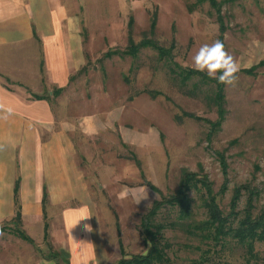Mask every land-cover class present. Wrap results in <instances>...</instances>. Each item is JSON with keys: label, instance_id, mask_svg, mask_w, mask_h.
I'll return each instance as SVG.
<instances>
[{"label": "rangeland", "instance_id": "1", "mask_svg": "<svg viewBox=\"0 0 264 264\" xmlns=\"http://www.w3.org/2000/svg\"><path fill=\"white\" fill-rule=\"evenodd\" d=\"M86 1L79 13L90 60L78 72L79 77L87 73L96 84L90 92L94 96L91 105L94 109L111 105L99 97L103 92H113L116 101L124 90L120 122L137 136L134 137L137 142L128 135L125 141L119 134L96 137L89 141V154L93 157L87 159L78 154L79 163L91 179L97 206L95 218L99 220L103 240L111 245L108 247L111 260L107 264L121 258L119 242L126 256L146 251L139 229L140 217L159 198V193L150 189L149 184L161 194L169 195L177 187L181 169L198 171L201 164L214 189L220 188L224 178L218 152L224 154L228 164L227 189L219 196L221 208L227 211L232 188L245 183L257 191L254 212L263 208L264 64L255 68L253 74L242 69L264 59V0H221L227 27L223 43L240 71L235 86L224 85L225 116L218 128L205 120L218 119L213 84H203L194 78L185 87L181 86L150 47L140 49L136 57L122 54L128 45L129 30L138 42L154 16L153 38L164 47L174 42V60L182 67L194 68L192 57L199 48L218 40L219 36L216 13L208 1ZM192 4L195 7L189 11ZM115 50L118 52L105 57ZM193 82L198 83L197 87ZM151 92L158 94L152 97ZM122 193L126 195L122 197ZM246 196L244 193L240 199V209ZM194 215L197 219L204 218L199 199L194 203ZM158 218L169 220L173 213L164 209ZM164 235L172 244L168 251L172 264H264L263 243L255 244L256 258H247L231 243L221 250L215 248L200 263L195 262L202 253L196 248L200 244L197 239L179 227L167 229ZM200 247L206 248L201 244ZM47 253H51L48 247Z\"/></svg>", "mask_w": 264, "mask_h": 264}, {"label": "crops", "instance_id": "2", "mask_svg": "<svg viewBox=\"0 0 264 264\" xmlns=\"http://www.w3.org/2000/svg\"><path fill=\"white\" fill-rule=\"evenodd\" d=\"M86 5L0 0V264L111 260L78 154L93 157L89 141L96 137L119 134L125 141L128 135L137 142V136L120 122L124 90L116 101L103 92L99 97L111 105L94 109L96 84L87 73L79 77L90 60L79 13ZM47 247L55 258L47 257Z\"/></svg>", "mask_w": 264, "mask_h": 264}, {"label": "trees", "instance_id": "3", "mask_svg": "<svg viewBox=\"0 0 264 264\" xmlns=\"http://www.w3.org/2000/svg\"><path fill=\"white\" fill-rule=\"evenodd\" d=\"M208 1L210 6L215 10L216 20L219 25L218 40L223 42V35L227 29L224 17L221 11L224 1L218 0H197V3ZM228 1V0H227ZM230 1V0H229ZM195 4L188 7L192 11ZM155 32V18L151 17L149 29L144 33L143 37L135 42L132 38V31L129 30L128 45L122 54L136 57L140 49L152 48L157 53V58L167 64L169 72L179 81L181 86L185 87L188 81L194 78L203 84H213V102L217 107L218 119L214 122L205 119L210 123L211 127L218 128L225 116V95L224 84H220L215 79H210L206 73L197 72L194 68L182 67L173 56L174 42L168 47L161 46L153 38ZM118 50L106 53L105 57H110ZM264 64V59L258 64L250 68L242 69L246 74H253L254 69ZM192 85L197 87L198 83L193 82ZM61 89H56L53 94H58ZM152 97L157 96V92L150 93ZM35 98L42 96L33 95ZM195 119H201L191 113H185ZM223 183L216 191L213 182L204 172L201 164H198V171H190L181 169L179 181L175 191L169 195H163L152 184L150 189L159 193V198L152 201L148 209L142 214L139 222L140 234L146 251L140 254L126 256L123 253L122 244L119 242L121 249V258L113 264H172V259L168 251L172 244L165 237L164 232L167 229L179 227L189 237L197 239V241L206 248L202 249L200 244L196 248L201 250L199 260L195 262L203 263L208 258V253L218 248H225L229 244H234L240 248L242 254L247 258H256V243L264 244V207L258 212H254V196L257 191L249 184L235 185L232 188L231 196L228 201L227 211L223 210L219 204V196L223 195L227 189V170L228 164L223 153H217ZM246 193L244 206L240 209L239 202L243 194ZM193 194V195H192ZM199 199L200 206L204 210V218L197 219L194 215V203ZM168 209V213H173V218L169 220L159 219L158 216L162 210ZM20 214L17 211L13 222L18 224ZM16 234L22 239L32 243V240L21 230L16 229ZM57 255L49 253L47 257L55 258Z\"/></svg>", "mask_w": 264, "mask_h": 264}, {"label": "clouds", "instance_id": "4", "mask_svg": "<svg viewBox=\"0 0 264 264\" xmlns=\"http://www.w3.org/2000/svg\"><path fill=\"white\" fill-rule=\"evenodd\" d=\"M192 62L195 71L206 73L210 79H215L220 84L235 86L239 79L240 67L220 40L203 44L192 57ZM125 195L126 193L121 194L122 197ZM85 230L91 232L92 228L85 225Z\"/></svg>", "mask_w": 264, "mask_h": 264}]
</instances>
